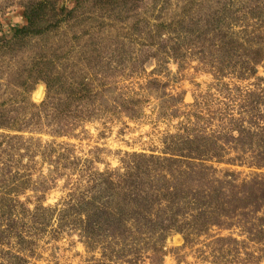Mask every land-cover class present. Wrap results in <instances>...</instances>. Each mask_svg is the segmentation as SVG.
<instances>
[{
	"label": "rangeland",
	"instance_id": "rangeland-1",
	"mask_svg": "<svg viewBox=\"0 0 264 264\" xmlns=\"http://www.w3.org/2000/svg\"><path fill=\"white\" fill-rule=\"evenodd\" d=\"M0 0V264H264V0ZM51 3V4H49Z\"/></svg>",
	"mask_w": 264,
	"mask_h": 264
},
{
	"label": "trees",
	"instance_id": "trees-1",
	"mask_svg": "<svg viewBox=\"0 0 264 264\" xmlns=\"http://www.w3.org/2000/svg\"><path fill=\"white\" fill-rule=\"evenodd\" d=\"M46 3L41 0L33 1L31 2V6H26L24 11V16L28 20V23L26 26H24L22 29H17L15 36H21L24 37L26 35L35 33V28L33 27L37 20V13L42 10L43 8H46ZM51 4V3H49Z\"/></svg>",
	"mask_w": 264,
	"mask_h": 264
}]
</instances>
